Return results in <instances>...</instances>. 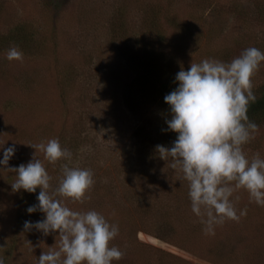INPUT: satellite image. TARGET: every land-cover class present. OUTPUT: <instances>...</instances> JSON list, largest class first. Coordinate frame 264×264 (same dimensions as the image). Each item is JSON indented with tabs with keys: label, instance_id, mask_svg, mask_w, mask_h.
Returning a JSON list of instances; mask_svg holds the SVG:
<instances>
[{
	"label": "rangeland",
	"instance_id": "obj_1",
	"mask_svg": "<svg viewBox=\"0 0 264 264\" xmlns=\"http://www.w3.org/2000/svg\"><path fill=\"white\" fill-rule=\"evenodd\" d=\"M142 1L131 0V20L141 15ZM120 2L73 0L61 16V47L57 57L23 52L22 59L9 60V48L0 49V147L16 146L9 165L0 166L5 167L0 169V244L14 243L12 260L8 264H37L42 251H48L49 246L59 247L57 233L45 236L35 228L19 229L16 221L20 190H12L11 183L17 177L7 168L33 159L35 149L28 144L47 142L64 130L80 135L78 147L72 146H77L76 142L62 145L70 149L71 158L50 163L39 151L37 158L44 162L47 171H52L49 173L52 188L58 186L65 164L92 170L95 182L85 193V198H64V202L75 210L95 209L110 222L114 219L112 207L124 210L123 230L111 241V244L119 242L118 245L123 247L124 255L120 259L123 264L126 258L129 259L127 264H264V206L250 200L248 191L243 188L237 189L231 199L237 212L246 208L247 214L241 215L240 221L227 223L222 238L228 247H224L222 254L192 251L179 239L173 243L167 236L170 234H165L172 227L189 225L192 217H202L192 211L190 199L184 192L186 180L182 179L179 169L170 168L160 156L147 163L137 158L134 129L140 120L127 109L119 95L125 77L129 76H125V60L120 56L118 46L111 42L109 32L110 18ZM190 2L175 0L181 15L188 17L187 22L192 13L188 12ZM41 3V0H0V28L7 30L14 22L26 18H47L46 7ZM220 8L224 11L222 23L216 15ZM263 9L264 0H214L204 11L206 23H211L215 32L223 26L220 37L224 39L225 49L231 51L228 57L222 55L223 61H230L241 53L243 48H239L238 39L242 34L264 40V22L260 16ZM212 48L216 50L214 46ZM259 49L264 51V44ZM73 62L77 67L71 71L76 72V76L70 81L74 85L73 93L66 105L61 96L59 76L65 69L70 70ZM260 83H264V62L252 76V85ZM243 149L249 159L257 152L264 156V125L258 127ZM2 155L3 149H0V157ZM119 165L129 174L140 175L137 181L134 182L132 176L125 180ZM97 188L101 191L99 195L94 194ZM139 193L146 194L143 201L149 200L152 208L170 207L167 208L169 217L151 215L143 223L148 227L147 231L130 225L135 221L133 211L143 198L138 200ZM100 199L106 201L98 204ZM186 213L191 216L189 222H178ZM43 218L44 213L39 211L33 222ZM218 225L210 235L212 239L220 230ZM164 235L167 239L161 238Z\"/></svg>",
	"mask_w": 264,
	"mask_h": 264
},
{
	"label": "clouds",
	"instance_id": "obj_2",
	"mask_svg": "<svg viewBox=\"0 0 264 264\" xmlns=\"http://www.w3.org/2000/svg\"><path fill=\"white\" fill-rule=\"evenodd\" d=\"M7 58L20 60L23 52L10 47ZM262 62L264 51L255 46L243 49L230 61H192L187 69L180 68L175 75L177 86L164 96L171 118L166 119L167 128L162 130L175 131L177 137L171 146L157 144L155 150L188 181L191 208L202 217L205 233L214 234L215 225L247 214L246 208L238 214L231 199L237 189H246L250 200L264 206V156L257 152L249 159L243 149L259 127L249 119L247 109L256 100L252 76ZM28 145L35 149L33 159L7 168L16 173L11 183L13 191L36 193L40 189L38 203L28 206L27 212L39 210L44 218L26 220L24 229L59 236V247L49 246L48 251H42L37 264H112L121 259L123 251L111 244L119 225L95 209L75 210L64 202V198H85L95 182L92 170L65 164L58 186L52 188V178L37 158V151L54 163L60 158L70 159V149L63 147L58 138ZM0 149V166H8L16 146L3 145ZM0 264H5L3 257Z\"/></svg>",
	"mask_w": 264,
	"mask_h": 264
},
{
	"label": "trees",
	"instance_id": "obj_3",
	"mask_svg": "<svg viewBox=\"0 0 264 264\" xmlns=\"http://www.w3.org/2000/svg\"><path fill=\"white\" fill-rule=\"evenodd\" d=\"M139 1L137 0V2ZM190 1L191 10L188 11L192 12L188 21L190 23L186 21L188 17L181 15V11L179 12L180 8L176 6L175 0H143L141 2L142 13L136 19L133 17L134 20H131L129 10L131 0H121L109 21L111 42L118 46L120 56H123L125 60V76H129L125 77V82L122 83L119 95H121V100L127 109L140 120L134 129V139H136V144L138 145L137 158L145 163L148 161L153 162L159 156L155 150V145L164 144L171 146L177 137L175 131L162 130L167 128L166 119L171 118L170 109L164 101V96L177 86L178 82L175 81L176 73L181 67L185 69L190 67L192 61L200 62L204 58L225 60L224 57L222 59V55L227 57L231 55V51L225 49L226 47L222 43L223 37H220L223 32V26L220 25L219 31L215 32L216 28L214 29L211 23H206L204 11L214 0ZM41 2L44 5L43 7H46L47 18H26L16 23L14 22L7 30L0 28V49L18 47L28 55L58 56L61 47V16L63 10L73 0H41ZM222 9L220 8L216 14L218 15L217 19L221 23L224 13ZM198 13H201V16L197 17L196 14ZM202 16L203 19L201 18ZM260 16L264 22V9ZM238 41L239 48L243 49L250 46L262 48L264 44V40H260V38L251 39L248 34H242ZM212 46L216 48L215 51ZM75 67H77V63H70V70H68L69 68L65 69L59 76L61 96L66 105L73 93L72 88L74 85L70 81L75 79L76 72L74 74V71H71L72 68L75 70ZM253 91L256 94V100L249 103L247 115L258 126H262L264 125V83L253 84ZM158 110L159 113H156ZM77 135L64 130L58 133L56 138L59 139L61 145L67 144L69 146L76 142L77 146L76 144L72 145L76 148L79 146L78 142L80 139V135ZM147 166L148 168L151 167L149 164ZM119 170L122 175H125V180H129L128 177L132 176L135 182L140 176L137 175L136 177L134 173L129 174L120 165ZM10 177L9 179H11ZM123 183L126 184V181H123ZM184 183L186 184L184 192L188 196V181L186 180ZM39 190L37 188L36 193L28 192L24 189L19 191V211L16 222L21 230L24 229L26 220L33 221L39 214V210L33 213L27 212L28 206L38 203L36 197ZM51 190L52 188L49 189V191ZM100 192V189L97 188L94 194L99 195ZM137 196L138 200L141 197L143 198L136 205V210L134 208L133 214L135 218L133 220L135 221L130 223L131 226L140 227L147 231L148 227H145L143 223L149 220L151 215L156 216V214H159L163 217H169L167 211L170 207L167 206L168 209L165 207L159 209L155 205L157 208H152L149 200L143 201L146 197L145 193H139ZM105 201V199H100L98 204H103ZM117 208L112 207V211H114L112 213L114 216L112 222L119 225V231L121 232L124 227L123 216L126 213H123L124 210L119 211ZM116 213L119 216L115 215ZM189 216L187 213L184 214L178 222H189L191 218ZM231 220L235 219H225L223 223L219 224L220 226L218 225L220 230L217 231V234L215 232L213 239L210 233H205V225L202 223V218L197 219L196 217H192L191 223L186 225L185 229L183 227H172L165 234H170L167 236L170 237L169 240L173 243H177V239H179L184 246L187 244L185 248L192 251L193 249L196 252L206 250L214 254H222L224 247H228L222 238L223 231ZM238 220L240 221V218ZM235 221L237 222V220ZM161 238L167 239L165 235ZM118 243H115V245L123 251V247L121 248ZM13 245L14 243L9 241L0 244V257L5 259V264L12 260L13 253L11 248ZM113 261L116 264H123L120 259ZM213 261L218 262L217 259ZM128 262L129 259L126 258L124 264Z\"/></svg>",
	"mask_w": 264,
	"mask_h": 264
}]
</instances>
